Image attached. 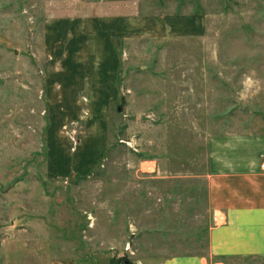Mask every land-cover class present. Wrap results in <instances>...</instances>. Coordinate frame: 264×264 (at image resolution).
<instances>
[{
	"label": "rangeland",
	"instance_id": "1",
	"mask_svg": "<svg viewBox=\"0 0 264 264\" xmlns=\"http://www.w3.org/2000/svg\"><path fill=\"white\" fill-rule=\"evenodd\" d=\"M116 16L141 18L142 32L117 45L105 137L85 128L91 97L81 83L74 117L59 105L65 97L46 95L59 60L45 30L63 18ZM170 18L185 33L170 34ZM52 124L54 152L68 151L78 169L64 178L49 171ZM260 124L264 0H0V264L205 255L210 212L198 176L206 138ZM86 138L88 162L77 167L72 154Z\"/></svg>",
	"mask_w": 264,
	"mask_h": 264
},
{
	"label": "crops",
	"instance_id": "2",
	"mask_svg": "<svg viewBox=\"0 0 264 264\" xmlns=\"http://www.w3.org/2000/svg\"><path fill=\"white\" fill-rule=\"evenodd\" d=\"M140 19L136 24H127L121 16L69 17L54 21L47 27V31L45 30L46 50L59 60V68L54 69L53 75L48 78L46 95L51 93L65 97L59 105L71 111L74 117L80 104L77 96L81 83L85 94L91 97V117L86 121L85 128L98 129L105 137L104 113H107L105 110H108L109 101H115L118 96L117 45L120 41L142 32ZM173 19L164 20V24L169 23L172 28L168 29L170 34L179 37L185 30L179 28ZM165 33L167 34V30ZM112 35L116 36V40L118 38L117 42L115 40L112 43ZM69 97L75 100L70 102ZM102 98L104 99L101 100ZM63 123L60 121L59 126ZM238 127L241 126L236 125V128ZM56 128L57 126L52 124L47 136L52 144L48 156L49 171L64 178L70 172L77 173L78 169H71L68 151L67 155L62 151L54 152L58 136ZM87 141L86 138L84 146L81 149L77 147L72 154L73 157L76 156L77 167L88 162V159L82 161ZM198 177L205 183L206 207L210 212L207 228L208 251L205 255L165 257L156 264H226V260L221 258L264 257V125L260 124L256 131H220L207 136L204 170ZM213 215L216 216V223L213 221ZM126 249H130L129 244ZM104 261L97 262L109 264L108 260ZM60 263L71 264V261Z\"/></svg>",
	"mask_w": 264,
	"mask_h": 264
},
{
	"label": "water",
	"instance_id": "3",
	"mask_svg": "<svg viewBox=\"0 0 264 264\" xmlns=\"http://www.w3.org/2000/svg\"><path fill=\"white\" fill-rule=\"evenodd\" d=\"M120 107L117 108L118 112L120 111ZM119 262H122L123 264H130V261L127 259L126 256L122 257L121 259L118 260Z\"/></svg>",
	"mask_w": 264,
	"mask_h": 264
},
{
	"label": "built area",
	"instance_id": "4",
	"mask_svg": "<svg viewBox=\"0 0 264 264\" xmlns=\"http://www.w3.org/2000/svg\"><path fill=\"white\" fill-rule=\"evenodd\" d=\"M73 132H74V131H72L71 134H73ZM214 221H215V223H216V216H214ZM127 250H128V249H126V251H127ZM138 264H140V263H138Z\"/></svg>",
	"mask_w": 264,
	"mask_h": 264
}]
</instances>
